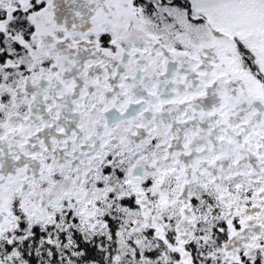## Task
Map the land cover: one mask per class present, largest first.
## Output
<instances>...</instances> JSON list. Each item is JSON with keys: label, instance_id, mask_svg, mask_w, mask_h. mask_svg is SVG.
<instances>
[{"label": "snow or ice", "instance_id": "6c2138e0", "mask_svg": "<svg viewBox=\"0 0 264 264\" xmlns=\"http://www.w3.org/2000/svg\"><path fill=\"white\" fill-rule=\"evenodd\" d=\"M0 264H264V0H0Z\"/></svg>", "mask_w": 264, "mask_h": 264}]
</instances>
